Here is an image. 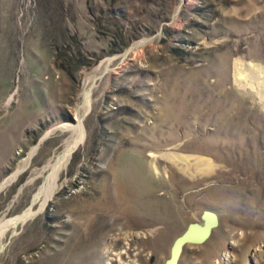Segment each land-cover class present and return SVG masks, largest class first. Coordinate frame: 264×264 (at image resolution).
<instances>
[{"label":"rangeland","instance_id":"374dc122","mask_svg":"<svg viewBox=\"0 0 264 264\" xmlns=\"http://www.w3.org/2000/svg\"><path fill=\"white\" fill-rule=\"evenodd\" d=\"M236 59L264 66V0H0V219L25 220L0 264H165L207 209L218 225L177 264H264V98ZM91 77L85 136L44 199Z\"/></svg>","mask_w":264,"mask_h":264},{"label":"bare ground","instance_id":"6f19581e","mask_svg":"<svg viewBox=\"0 0 264 264\" xmlns=\"http://www.w3.org/2000/svg\"><path fill=\"white\" fill-rule=\"evenodd\" d=\"M146 40H141L138 43H136V47L143 46V43H145ZM135 50V48H133ZM129 52L125 53L127 55ZM124 55V56H125ZM126 57V56H125ZM108 67V66H107ZM233 72L235 76L236 85L238 87H250L254 89V91L263 99L264 98V66L260 65L259 63H252V62H246L243 59H236L234 61L233 65ZM94 78L91 77L90 79H86L83 84L82 88V100L77 105V109H75L76 113V120L77 122L74 125H70L69 129L71 130V135L69 138L66 139L64 143V148L61 154H59L56 158L52 159L48 163L49 167V182L48 185L44 187L42 190V194L45 196L44 199L50 198L57 190L58 188V177L61 172V169L66 165V162L69 160V157L72 153V150L83 140L85 136V128L83 125V118L88 111V109L91 107V99H92V92L94 89ZM160 155L177 165H182L186 163V166H188V162H191V160H194V166L198 168L199 171L208 172L212 169V167L215 165V163L206 156L198 155V156H185V155H179L177 153H171V152H162ZM191 158V159H190ZM190 165V164H189ZM185 166V164L183 165ZM193 166V165H192ZM182 168V166L180 167ZM186 168V167H184ZM186 170V169H185ZM184 170V171H185ZM211 172V171H210ZM207 174V173H206ZM44 203H42V207H44ZM32 214L33 209H30ZM27 214V211L24 213ZM22 215V216H25ZM25 221L23 217H20L18 220L15 219H0V240L6 233V231L20 223ZM237 242V241H236ZM113 244H109L107 246L106 252L107 254H111L113 256H116V253L113 252L114 247H112ZM112 250V251H111ZM122 253H119V258L122 259ZM223 262H220L219 259H215V264H229L232 262L233 255L231 253H225L223 255ZM123 264V263H122Z\"/></svg>","mask_w":264,"mask_h":264},{"label":"water","instance_id":"95a60500","mask_svg":"<svg viewBox=\"0 0 264 264\" xmlns=\"http://www.w3.org/2000/svg\"><path fill=\"white\" fill-rule=\"evenodd\" d=\"M202 222L190 223L186 230L178 236L171 248V255L165 264H177L182 248L186 243H203L219 223V216L215 211L204 210Z\"/></svg>","mask_w":264,"mask_h":264},{"label":"trees","instance_id":"16d2710c","mask_svg":"<svg viewBox=\"0 0 264 264\" xmlns=\"http://www.w3.org/2000/svg\"><path fill=\"white\" fill-rule=\"evenodd\" d=\"M83 56H84L83 53H81V55H80L79 57L76 58V60H77V64H78V65L84 64V62H85V58H84ZM66 57H67V56H66ZM67 59H68V57H67ZM67 59H66V60H67Z\"/></svg>","mask_w":264,"mask_h":264}]
</instances>
